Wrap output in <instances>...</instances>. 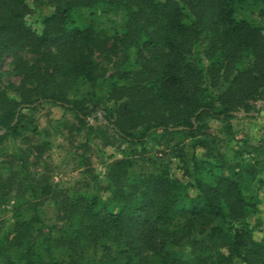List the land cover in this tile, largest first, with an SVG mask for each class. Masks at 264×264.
Returning <instances> with one entry per match:
<instances>
[{
	"label": "trees",
	"instance_id": "1",
	"mask_svg": "<svg viewBox=\"0 0 264 264\" xmlns=\"http://www.w3.org/2000/svg\"><path fill=\"white\" fill-rule=\"evenodd\" d=\"M251 8L264 22V0H0V68L12 56L21 78L10 97L0 69V144L11 138L29 145L0 163V264H91L87 254L102 242L117 253L96 264H264V231L256 240L251 224L264 158L231 163L198 155L201 147L210 151L199 139L208 121L230 134L237 113L258 112L256 103L264 102V27L236 17ZM84 10H121L124 21L106 35L78 23ZM33 14L41 32L28 21ZM22 51L31 61L17 59ZM43 105L76 120H55L53 130L85 134L78 161L84 191L59 188L47 169L37 173L52 134L35 125ZM28 133L42 141L33 144ZM94 139L163 141L189 181L168 165L135 173L126 153L106 165L103 185L89 157Z\"/></svg>",
	"mask_w": 264,
	"mask_h": 264
},
{
	"label": "rangeland",
	"instance_id": "2",
	"mask_svg": "<svg viewBox=\"0 0 264 264\" xmlns=\"http://www.w3.org/2000/svg\"><path fill=\"white\" fill-rule=\"evenodd\" d=\"M51 10H44V15H49ZM33 14L28 21L33 28L41 32L40 18ZM236 17L241 20H246L253 23L255 26L264 27V22L259 16L257 9L241 10ZM78 23L82 27L91 26L97 31H103L106 35L112 34L117 28H120L124 21V14L121 10L103 15L99 11L84 10L77 15ZM32 55L27 51H22L18 54L17 59L22 61H31ZM15 58L7 56L1 65L2 72V86L8 96L14 97L13 86H17L21 78L13 73V64ZM84 93V92H83ZM86 93V91H85ZM258 112H251L245 114L240 112L231 121L232 132L229 134L226 125L219 122L208 121L202 129L199 139L208 142L210 151L201 147L198 149V155L207 159L206 154H210L217 159L225 157L229 162L235 163L239 159L245 162H255L256 160L263 161L264 155L262 146L264 142V102L256 103ZM55 120H66L72 124L76 123L75 118L66 113L59 107L52 105H43L38 108L34 115L35 125L40 130L50 131L51 136H47L46 140L49 142V150L43 155L42 162L38 166L37 173H45L48 170V176L52 178L53 182L61 189L73 190L74 188L84 191V187L80 183L82 181L81 168L79 167V157L83 152L82 144L85 142L84 133H77L76 131L69 132L67 127H60L53 130L52 124ZM97 127L104 126L102 121L93 122ZM77 125V124H76ZM2 133H0V136ZM29 137L33 139V144H38L42 141V136H36L28 133ZM29 145L23 144L22 140L4 139L0 144V163L5 161L6 156L15 155L20 149H25ZM90 153L92 166L95 174L103 185L107 183L106 165L118 159L124 158L126 153L132 157L135 162V173H155L159 166L168 165L171 169L172 175L187 183L189 180L183 176V167L185 164L180 162L179 158H174V154L165 146L163 141H151L143 146H130L122 142L115 144H106L103 140L94 139L90 142ZM185 153L187 159L192 155L191 141L185 143ZM257 149V148H259ZM241 152L240 158L236 154ZM214 160V158H213ZM35 162L33 157L30 160ZM4 168H7L5 165ZM3 171L4 174L8 173ZM264 176V175H263ZM192 182V180H191ZM71 190V191H72ZM189 193L192 198H196L198 193L194 186L189 188ZM109 197V196H108ZM107 196L105 199L108 198ZM260 205L257 208L255 215L251 218L252 226L256 227L254 237L260 241L263 238L264 231V189L259 191ZM11 208H7V224L10 226L13 221L10 212ZM48 218L53 221L56 218L53 207L48 209ZM117 253V246L111 242H102L97 247L89 250L87 258L89 263L96 264V261L104 262L113 258ZM99 262V263H100Z\"/></svg>",
	"mask_w": 264,
	"mask_h": 264
}]
</instances>
